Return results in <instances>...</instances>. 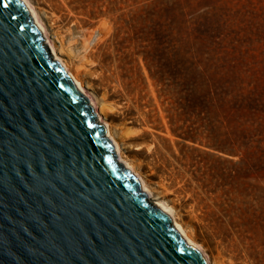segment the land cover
Here are the masks:
<instances>
[{
  "label": "rangeland",
  "instance_id": "374dc122",
  "mask_svg": "<svg viewBox=\"0 0 264 264\" xmlns=\"http://www.w3.org/2000/svg\"><path fill=\"white\" fill-rule=\"evenodd\" d=\"M62 4L64 26L78 31L109 16L112 32L95 48L106 71L79 79L98 99L109 95L107 121L126 159L174 204L212 264H264V104L248 118L206 114L190 108L184 84L220 74L237 79L234 91L264 90V0Z\"/></svg>",
  "mask_w": 264,
  "mask_h": 264
},
{
  "label": "water",
  "instance_id": "95a60500",
  "mask_svg": "<svg viewBox=\"0 0 264 264\" xmlns=\"http://www.w3.org/2000/svg\"><path fill=\"white\" fill-rule=\"evenodd\" d=\"M41 31L28 3L0 0V264H211Z\"/></svg>",
  "mask_w": 264,
  "mask_h": 264
},
{
  "label": "bare ground",
  "instance_id": "6f19581e",
  "mask_svg": "<svg viewBox=\"0 0 264 264\" xmlns=\"http://www.w3.org/2000/svg\"><path fill=\"white\" fill-rule=\"evenodd\" d=\"M62 1L63 0H41L40 2L39 0H24L25 3H28V8L33 10L35 20H37V23L40 25V30H42V36L44 35V40L49 44V47H52V52H55L53 55L56 56V62L61 66V70H65L64 73L67 74L68 77H71V82L75 83L76 88H78L79 91H82L83 95L88 93L86 98H91L89 99V103H92L95 117L97 119L100 118L101 123L106 122L105 125L107 126V131H111L110 137H113L112 143L118 148L117 152L121 153V158L124 159V164H127L129 168H132V172L136 171L133 173V176L135 178L139 177L140 182L144 183V188H147L145 190L147 200H150V204L154 205V207L160 206L166 208L168 205L177 217L174 204H169L166 200L162 199L161 195L156 194V189L154 190L150 187L149 183L143 178L138 168L129 162L123 152L120 151L119 143L112 133V125L107 121V118L109 117L108 114L114 111V108L109 104V95L103 93L98 99L93 91L90 90L88 82L86 86L80 82V71H83V73H91V69L97 68L98 72L96 73L101 75L106 71V66L102 62L100 56L95 53V48L112 32L113 26L109 21V16H103L99 24L93 28L78 31V27L81 26H79L77 22L73 23V27L70 25L64 26L61 16ZM65 6H67V4H65ZM95 32H98V37L94 44L91 45L90 43ZM72 57H76L75 61L79 63L78 65L72 64ZM80 65H82V68L77 69L76 67H80ZM86 66H88V68ZM72 69L75 73H78V75H75L74 72H72ZM108 80L110 81L114 79L108 78ZM125 134V132H121L122 136L120 137L125 140L129 139ZM177 219H179V217Z\"/></svg>",
  "mask_w": 264,
  "mask_h": 264
},
{
  "label": "trees",
  "instance_id": "16d2710c",
  "mask_svg": "<svg viewBox=\"0 0 264 264\" xmlns=\"http://www.w3.org/2000/svg\"><path fill=\"white\" fill-rule=\"evenodd\" d=\"M219 75H185L186 100L190 108L199 109L206 114L220 112L227 118H248L255 111H262L264 90L255 89L243 94L241 91H234L237 79ZM241 127L243 133L248 132L247 128Z\"/></svg>",
  "mask_w": 264,
  "mask_h": 264
}]
</instances>
